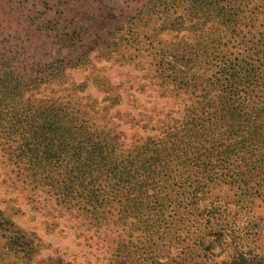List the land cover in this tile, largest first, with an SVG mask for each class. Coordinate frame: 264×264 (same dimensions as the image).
<instances>
[{"label": "rangeland", "instance_id": "rangeland-1", "mask_svg": "<svg viewBox=\"0 0 264 264\" xmlns=\"http://www.w3.org/2000/svg\"><path fill=\"white\" fill-rule=\"evenodd\" d=\"M150 1L0 0V35H11L16 51L26 48L24 77L36 81L40 74L38 79L42 78L26 90L32 111L41 105H56L72 115L69 120L80 125L86 122L91 131L119 137L116 153L127 151L123 159H116L119 162L126 163L130 152L148 138H170L175 131L189 127L193 111L204 102L203 89L221 81L225 65L252 71L236 95L247 115L256 118L253 109H260L264 98V8L259 0H205L209 9L198 16L190 15L196 12L195 0H162V4L177 6L172 8L176 18L185 16L191 21L188 30L178 33H161V22L155 18L145 26L138 22V12ZM216 6L220 7L217 11ZM231 19L239 23L235 35L225 27ZM180 40L190 44L189 52L193 51L192 58L197 60L189 74V90L178 92L168 74L159 70V57ZM14 68L17 71L18 67ZM212 90L217 100L221 93ZM13 106L17 111L23 109L17 101L10 104L9 113H17ZM3 131L0 129V210L40 249L27 261L8 244V234L0 231V264H49L58 257L65 264H221L226 251L216 250L215 256L204 257L195 250L200 238L211 240L200 216L204 217L211 205L218 207L226 223L242 231L249 228L253 241H245L241 251L253 264H264V200L254 195L264 190V168L249 174L263 154L251 140L248 125L232 136L233 144L225 141L230 145L227 150L210 158L220 163L219 167L211 173L190 169L203 199L194 215L180 218L165 209L144 213L138 207L124 222L119 221L120 203L127 197L140 202L132 189L135 176L131 184L114 190L115 183L102 177H70L62 169L36 175L35 161L22 158L17 143L5 139ZM41 160L50 162L46 154L40 155ZM239 167L249 177H229ZM160 174L156 179L171 186L165 193L180 195L176 186L179 177ZM257 181L262 188H256ZM59 190L61 196L86 197L95 191L100 197L104 193L108 219L96 224L93 215L83 210L86 207L78 206V200L71 206L64 204ZM112 213L115 215L110 217ZM119 245L125 247L122 252Z\"/></svg>", "mask_w": 264, "mask_h": 264}, {"label": "trees", "instance_id": "trees-1", "mask_svg": "<svg viewBox=\"0 0 264 264\" xmlns=\"http://www.w3.org/2000/svg\"><path fill=\"white\" fill-rule=\"evenodd\" d=\"M195 1L196 5H193V9L196 12L190 11V15L195 13L198 16L200 12L204 13L206 9H209V4L205 0ZM259 1L264 8V0ZM195 7L200 11H197ZM172 8L177 9V6L173 4L171 7V4L167 2L162 4V0H151L138 12V22L145 26L155 18L158 23L161 22L158 24L161 33L165 31L178 33L188 30L187 25L191 21H188L185 16L176 18L174 16L176 10L173 12ZM219 8L216 6L215 10ZM164 15L166 18L163 19ZM202 27L198 30H202ZM225 27L234 35L239 33V23L236 19H231ZM189 45L185 40H180L170 47L169 52H163L159 57V70L168 74L178 92L189 90V74H192L191 71L194 68L192 66L197 60L192 58L193 51L189 52ZM14 46L11 35L4 37L0 35V96L2 95L0 97V129L4 130L2 135L9 142L17 143L22 158L26 157L29 161H35L33 169L36 175L39 172L45 173L47 170L56 172L62 169L70 177H102L109 184L115 183L112 188L114 190L121 189L125 184H131L132 177L135 176L132 189L138 193L140 202L132 201L129 197L124 203L121 202L119 221H127L129 215L136 214L138 207L144 213L155 211L159 213L165 209V211L171 210L177 213L180 218L194 215L203 199L198 195L200 187L196 181H192L190 169L195 168L200 173L203 171L211 173L214 168L219 167L221 164L210 161V158L216 159L217 154L227 150L226 147L235 142L232 141V136L237 134L245 124L251 128V140L260 146L259 150L263 154L261 161L256 162L255 168L249 174L264 168V124H261L264 121H259L264 119V98L259 102L262 107L253 109L256 118L247 115L246 106L236 98L237 92L244 85V80L252 74V71L245 67L225 65V69L221 71V81L203 89L204 102L199 109L197 107L193 111L191 122H187L189 127L180 132L175 131L170 138H148L142 147L130 152L128 161L125 163L116 160L123 159L124 153L127 152L116 153L120 148L119 137H110L105 131H91L92 128L85 124L86 122H82L83 125L78 123V125L76 120H69L72 115H69L68 111L56 105L53 108L41 105L36 111H32L30 101L25 99L26 90L34 88V84L39 83L42 78L38 79L40 74L36 81L30 77H24L22 71L23 65L27 66L26 48L22 47L16 51ZM14 66L18 67L17 71ZM261 66L264 68V61ZM16 79L20 83H17ZM262 82L261 85L264 86V79ZM212 89L221 93L217 100L213 98ZM244 93L246 96L249 95L247 92ZM17 101L21 103L23 109L17 111L13 106L11 108H14L17 113H9L10 104H15ZM225 141H229L230 145H227ZM41 154H46L50 162L39 161ZM161 172H165L166 176L174 173L176 177H179L176 186L181 190L178 195L180 199L178 196L172 197L171 193H165L171 186L156 179ZM230 173L229 177H249V174L243 175L240 167ZM261 174L259 176L263 177ZM252 176L255 177V175ZM256 185H258L256 188H262L261 182L257 181ZM71 188V185L66 187L67 190ZM58 193H60L59 198L66 205L71 206L74 200H78V206L82 203L86 207L83 210L93 215L96 224H101L108 219L109 213L105 204L107 198L104 193H101L100 197L95 191L86 197L72 193L61 196L60 190ZM254 195L264 200V190L255 192ZM100 210H103L102 217H100ZM217 210L218 207L211 205V208L204 212V217L202 213L200 214L204 229L210 231L208 238L211 240L206 241L205 238H200L195 250L197 252L200 250L204 257L215 256L216 250L221 253L226 251L221 264H253L254 260L241 251L245 241H253L251 231L249 228L242 231L235 225L226 223ZM114 215L112 213L110 217ZM0 231L8 234V244L16 249L18 254H23L27 261H31L39 252L40 248L27 239L21 230H17L1 210ZM124 249L123 245H119V252ZM204 262L202 261L201 264H206ZM49 264H65V261L58 257L49 260ZM176 264L184 263L180 261Z\"/></svg>", "mask_w": 264, "mask_h": 264}]
</instances>
